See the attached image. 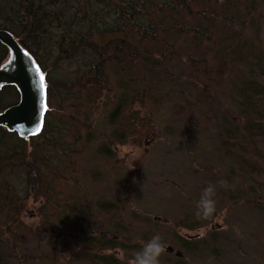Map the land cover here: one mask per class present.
Wrapping results in <instances>:
<instances>
[{
  "label": "rangeland",
  "instance_id": "rangeland-1",
  "mask_svg": "<svg viewBox=\"0 0 264 264\" xmlns=\"http://www.w3.org/2000/svg\"><path fill=\"white\" fill-rule=\"evenodd\" d=\"M185 2L173 15L175 31L136 52L144 55L139 64L107 68L113 93L103 91L94 108L79 115L90 122V148L76 158V185H62L56 196L55 209L70 205L69 219L75 217L69 209L84 210L90 236L116 235V246L88 254L71 249L65 256L70 245L63 242L59 258L43 244L39 251L30 237L24 260L10 253L11 264H52L47 256L60 264H103L97 257L110 254L127 264L140 241L157 234L180 252V236H199L188 242L194 247L188 254L165 251L160 264H264V165L251 163L257 152L264 154V0ZM116 96L119 123L108 118ZM209 183L216 212L201 219L195 204ZM40 203L27 205L34 211ZM49 217L61 239L62 217ZM37 221L24 218L27 226ZM217 223L222 229L210 231ZM193 224L199 229H187Z\"/></svg>",
  "mask_w": 264,
  "mask_h": 264
},
{
  "label": "trees",
  "instance_id": "trees-1",
  "mask_svg": "<svg viewBox=\"0 0 264 264\" xmlns=\"http://www.w3.org/2000/svg\"><path fill=\"white\" fill-rule=\"evenodd\" d=\"M182 1L0 0V30L11 34L44 74L48 108L42 131L35 137L20 138L0 127V264H11L10 253L24 260V246L30 237L39 251L43 244V251H54L59 258V244L63 242L70 245L63 251L65 256L71 249L87 253L89 248L106 250L116 246V235L107 239L90 236V219L84 210L69 209L75 216L69 219L65 215L70 205L55 209L56 196L62 185H76V158L90 148V122H83L79 115L94 108L103 91L108 96L113 93L108 89L111 78L107 68L139 64L137 58L144 55L136 53L138 50L145 53L169 31H175L173 15H178V7L185 5ZM6 53L0 43V62ZM64 67L70 71H61ZM5 97L18 101L16 89L4 87L0 91V111L8 107L3 102ZM108 105H115L108 118L119 123L121 105L117 96ZM133 112L131 109L128 113H132V120ZM256 144L261 146V141ZM103 152L107 155V150ZM251 163L264 165V154L257 152ZM29 200L41 203L32 211L27 205ZM48 207L52 209L49 213L45 210ZM26 215L36 216L37 223L27 226ZM50 215L63 219L61 239L56 236V225L49 221ZM47 259L60 264L57 257L47 256L46 262ZM97 259H103V264H116L111 254Z\"/></svg>",
  "mask_w": 264,
  "mask_h": 264
},
{
  "label": "water",
  "instance_id": "water-1",
  "mask_svg": "<svg viewBox=\"0 0 264 264\" xmlns=\"http://www.w3.org/2000/svg\"><path fill=\"white\" fill-rule=\"evenodd\" d=\"M0 43L8 50V58L0 65V89L4 86H14L19 94V101L15 105L0 112V127L15 132L20 138L34 137L39 134L31 135V132L40 122L41 103H46L47 100L45 94L42 101L39 78L33 67L35 61L17 40L4 30H0ZM35 65L37 66L36 63ZM99 236L104 238L110 234L101 233ZM165 249L172 250L171 247Z\"/></svg>",
  "mask_w": 264,
  "mask_h": 264
},
{
  "label": "clouds",
  "instance_id": "clouds-1",
  "mask_svg": "<svg viewBox=\"0 0 264 264\" xmlns=\"http://www.w3.org/2000/svg\"><path fill=\"white\" fill-rule=\"evenodd\" d=\"M216 189L211 183L205 187L195 204L196 215L201 219H209L216 212ZM165 252V246L160 235H153L147 241H140V247L131 257L127 264H160V257Z\"/></svg>",
  "mask_w": 264,
  "mask_h": 264
},
{
  "label": "snow or ice",
  "instance_id": "snow-or-ice-1",
  "mask_svg": "<svg viewBox=\"0 0 264 264\" xmlns=\"http://www.w3.org/2000/svg\"><path fill=\"white\" fill-rule=\"evenodd\" d=\"M33 67L35 68V71H36V75L38 76L39 78V87H40V93H41V97H42V101H43V98L45 97V94H46V88H47V85L45 83V76L44 74L41 72L40 68L37 67L35 65V63L33 64ZM41 112H40V122L39 124L35 127V129L31 132V135H36L38 133H40L41 131V128L44 124V115L45 113L47 112L48 108H47V104L46 103H41Z\"/></svg>",
  "mask_w": 264,
  "mask_h": 264
},
{
  "label": "flooded vegetation",
  "instance_id": "flooded-vegetation-1",
  "mask_svg": "<svg viewBox=\"0 0 264 264\" xmlns=\"http://www.w3.org/2000/svg\"><path fill=\"white\" fill-rule=\"evenodd\" d=\"M216 226H217V224H216ZM170 252H171V253H174V254L176 253L174 249L171 250ZM175 255H176V254H175Z\"/></svg>",
  "mask_w": 264,
  "mask_h": 264
}]
</instances>
